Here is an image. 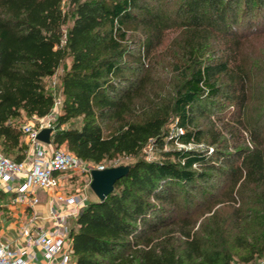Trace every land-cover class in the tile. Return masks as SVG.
<instances>
[{
	"label": "trees",
	"instance_id": "trees-1",
	"mask_svg": "<svg viewBox=\"0 0 264 264\" xmlns=\"http://www.w3.org/2000/svg\"><path fill=\"white\" fill-rule=\"evenodd\" d=\"M176 26L191 31L190 62L135 115L153 51ZM261 33L264 0H0V151L26 157L22 124L50 114L57 98L44 79L62 65L51 143L94 164L135 158L71 221L73 264H264V122L248 120L239 59ZM211 39L222 55L207 59ZM227 102L241 145L218 128L206 139L198 120ZM172 121L183 132L172 134ZM148 144L160 159L141 155Z\"/></svg>",
	"mask_w": 264,
	"mask_h": 264
},
{
	"label": "built area",
	"instance_id": "built-area-1",
	"mask_svg": "<svg viewBox=\"0 0 264 264\" xmlns=\"http://www.w3.org/2000/svg\"><path fill=\"white\" fill-rule=\"evenodd\" d=\"M60 101L56 99L47 121L38 124L25 123L22 131L27 136L29 144L35 149L29 163L16 162L0 151V188L12 193V202L25 204L34 208L39 199L35 196L38 189L55 190L60 183V175H81L89 173L93 168H105L104 164L90 165L62 148H55L47 156L38 139V133L45 127H51L58 111ZM183 132L175 127V133ZM22 177V182L16 181ZM56 201L70 205L73 210L62 213L55 206H51L49 214L54 225L52 231L37 230L30 225L22 227V241L19 238L5 239L0 237V264H70L73 249L69 240V219L76 215L82 206L86 205L87 198L82 192L74 194L59 193ZM38 253L41 255L38 256Z\"/></svg>",
	"mask_w": 264,
	"mask_h": 264
},
{
	"label": "rangeland",
	"instance_id": "rangeland-1",
	"mask_svg": "<svg viewBox=\"0 0 264 264\" xmlns=\"http://www.w3.org/2000/svg\"><path fill=\"white\" fill-rule=\"evenodd\" d=\"M140 31L135 30L132 32L133 36L138 37ZM191 31L187 30L181 26H176L166 31L165 37L162 43L156 47L153 51V61L148 64L147 74L149 80L146 88L141 93V96L134 100L131 109L135 115L140 114V107L146 101L155 100L160 102L171 90L172 86L178 81L176 68L174 65L177 64L179 67L187 65L190 61L189 53V42L188 39L191 37ZM142 38H137L140 42ZM205 48L203 55L210 59L216 55H222V51L218 50V44L214 39L209 41H203ZM196 44V42H194ZM239 59L242 66L249 73V103H248V120L251 122V125L256 124L255 121L264 122V33L251 35L246 38L239 49ZM67 63L71 62V59L68 58ZM149 60H146L148 63ZM153 62V64H152ZM63 75L62 65L57 69L53 76L46 77L44 79V84L47 89H51L56 98L61 102V77ZM231 104L227 102L222 112L220 113H208L206 115L200 116L199 121L200 125L205 129L204 137L210 139L211 131L215 128L223 130V137L226 138L230 145L237 143L238 145L243 144V140L240 139L237 141V138H234L235 135L232 130L231 124L227 123V120L230 118ZM80 120H76L79 124ZM24 123L38 124L36 117L31 119L25 118ZM176 121L170 123L171 133L175 134ZM250 142V141H249ZM177 146L183 147L184 144H178ZM206 143L200 144H189L188 147L196 148H205ZM169 148V146H166ZM63 150H67L66 147H62ZM211 151V149H210ZM141 155L146 159H160L161 153L154 149L152 144H148L142 150ZM10 158L13 159L12 156ZM135 160L133 156L129 155H117L111 160L104 161L106 167L118 166V165H127L132 163ZM90 165L94 166V163L89 162ZM91 176L89 173L81 174V177L75 182V188H80L85 190L88 193V196L94 197V192L90 188ZM90 199V198H88ZM5 216L8 215L7 209H4ZM4 216V215H3ZM243 264V263H240ZM255 264H260L257 262Z\"/></svg>",
	"mask_w": 264,
	"mask_h": 264
},
{
	"label": "crops",
	"instance_id": "crops-1",
	"mask_svg": "<svg viewBox=\"0 0 264 264\" xmlns=\"http://www.w3.org/2000/svg\"><path fill=\"white\" fill-rule=\"evenodd\" d=\"M50 116L51 114H48L44 117H36V118L39 123V122L47 121ZM24 141L25 143H27L28 149H27L26 157L23 159L22 162L29 163L32 155L35 152V149L29 144L26 135H24ZM41 146L47 156H49L52 153V151L56 148L52 143L50 144L42 143ZM79 177H81V175L62 174L60 175V183L55 190L38 189L35 193V196L39 199V201L38 203H36L34 208H30L25 204L13 203L12 202L13 194L6 192L2 188H0V237L5 239L19 238L18 242H21L22 241L21 229L23 226L26 225H30V228L37 230L42 229V230L52 231L54 225L51 221L49 214L51 206H55L56 209L61 211L62 213H67L69 210H73L72 206L64 205L63 203L56 201V196L59 193L74 194L80 191L87 198L86 205L89 202V200H95L93 199L94 197H92L91 195L88 196V193L85 190H81L80 188H75V182H77V179ZM21 182H22V177H19L16 181V185H18ZM95 198H97V196ZM82 208L83 206L77 210L75 216L69 219L70 223L73 219L76 218V216L78 215V213ZM4 209H7L8 212L7 216H5L4 214ZM40 255L41 254L38 253V256ZM70 264H73L72 260Z\"/></svg>",
	"mask_w": 264,
	"mask_h": 264
},
{
	"label": "water",
	"instance_id": "water-1",
	"mask_svg": "<svg viewBox=\"0 0 264 264\" xmlns=\"http://www.w3.org/2000/svg\"><path fill=\"white\" fill-rule=\"evenodd\" d=\"M52 131V127L41 129L38 133V139L43 143L50 144ZM129 170V164L105 167L102 169H91L90 188L97 196L98 200H104L106 196L113 191L116 181L126 176L129 173Z\"/></svg>",
	"mask_w": 264,
	"mask_h": 264
}]
</instances>
